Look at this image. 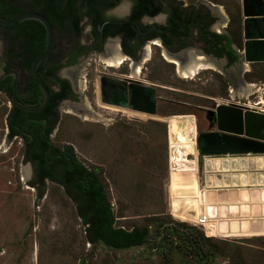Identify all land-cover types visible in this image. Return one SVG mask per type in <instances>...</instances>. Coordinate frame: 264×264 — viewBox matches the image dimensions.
<instances>
[{
  "label": "rangeland",
  "instance_id": "rangeland-1",
  "mask_svg": "<svg viewBox=\"0 0 264 264\" xmlns=\"http://www.w3.org/2000/svg\"><path fill=\"white\" fill-rule=\"evenodd\" d=\"M185 1L218 5L221 15L231 20L227 29L234 41L243 43L242 0ZM6 47L0 34V74L8 65ZM109 57L92 56L89 88L82 86L83 99L78 101L85 109L62 105L53 140L72 144L78 160L97 169L116 226L147 225L156 234L157 226L164 227L158 222H179L186 231L210 236L206 246L214 255L196 261L177 234L160 248L147 243L119 250L88 242L75 203L62 185L47 181L38 195L17 139L8 157L0 154V161L7 160L10 167L0 168V264H264V187L206 186L205 158L197 164L195 141L196 131L216 129L199 105L230 99L264 101V62L249 63L243 71L240 67L227 79L221 66L183 77L160 56L147 60L144 74L136 77L158 85L159 109L154 115L101 101L99 74H134L130 61L107 66L103 60ZM9 102L0 91V143Z\"/></svg>",
  "mask_w": 264,
  "mask_h": 264
},
{
  "label": "flooded vegetation",
  "instance_id": "flooded-vegetation-1",
  "mask_svg": "<svg viewBox=\"0 0 264 264\" xmlns=\"http://www.w3.org/2000/svg\"><path fill=\"white\" fill-rule=\"evenodd\" d=\"M88 2L92 12L85 0H76L78 26L77 29L70 31L62 42L56 37L60 29L53 27L52 50L58 52L62 47L64 53L57 54L54 60L49 54L38 66L42 80L50 92L46 106L39 111H27L19 107L13 110L10 105L8 112L5 123L7 137L22 138L24 160L30 166L31 181L36 186L40 185L39 176L36 174L37 166L43 165L48 168L49 173L44 174L47 182L53 181L52 175L59 173L64 159L78 161L72 144L64 142L58 145L52 135L59 121L62 105L77 111L85 109V105L78 101L83 99L82 86L85 85V89L89 88L88 66L93 55L94 59L100 55L111 56L103 60L109 67L120 66L108 64L110 60L117 62L118 57H122L123 62L130 61L133 75L126 72L98 75L100 99L101 80L104 78L106 96L111 95L107 84L125 87L128 91L125 100L127 104L121 107L140 112H143L142 109L145 110L149 103L144 97L133 96L132 91L146 94V88L153 87L156 91V102L158 97L160 98L156 88L158 85L155 82L136 77L144 74L146 66L143 64L156 56L172 63L183 77H192L199 70L214 65L222 66L226 78L229 79L234 78V71L242 67L239 55L235 61L232 60L239 46L227 29L231 20L221 15L216 4L205 2L188 4L185 0H88ZM110 47L114 48L109 50ZM221 50L224 51L222 55H220ZM202 63H206L207 66L203 68ZM50 66L55 69L52 74L46 75ZM191 67L196 69V73L189 72V75H185V71H191ZM11 69L17 71V76H6L5 86L11 91V97L5 93L8 99L11 101L15 82L17 96L21 102L32 106L42 104L44 90L33 75L32 65L27 64L7 70ZM169 89L179 90L171 87ZM123 99L118 95L117 100L123 101ZM209 99L215 100L214 97ZM131 102L136 108L130 106ZM216 102L217 100L208 106L199 105V111L206 113L207 116L210 115ZM261 103H264L262 99ZM14 130L17 134L11 137L10 134ZM28 150H37L41 154L36 159L37 162L27 158Z\"/></svg>",
  "mask_w": 264,
  "mask_h": 264
},
{
  "label": "trees",
  "instance_id": "trees-1",
  "mask_svg": "<svg viewBox=\"0 0 264 264\" xmlns=\"http://www.w3.org/2000/svg\"><path fill=\"white\" fill-rule=\"evenodd\" d=\"M25 10H35L45 14L53 27L60 29V33L56 36L59 42H62L70 31L77 29L76 0H0V15L4 18H12ZM0 34L7 46L5 54L8 65L5 70L10 67H23L27 64L31 66L34 59L44 51L47 43V31L44 25L36 19H26L12 25L0 24ZM241 46L242 44L239 47ZM62 53L64 49L61 47L58 52L52 50L49 56H53L54 60L57 54ZM223 53L224 51L221 50L220 55ZM237 58L238 54L235 52L232 60L235 61ZM54 69L55 67L50 66L46 75L52 74ZM6 78L2 81L1 91L11 97V91H8L5 86ZM15 132L17 131H12L10 136L17 134ZM40 155L37 150L27 151V158L35 162ZM62 162L63 166L59 173L52 175L51 180L61 184L68 197L74 201L77 214L85 226V236L88 242L102 243L119 250L147 243H153L155 248H160L173 234H177V238L185 244L186 250L194 253L196 261L208 260L214 255V251L206 246L208 240L211 239L210 236H206L203 231L198 233L186 231L180 228L185 224L179 222L171 224L158 222L157 225H164V227L157 226L156 234H153L147 225L131 229L116 226L113 207L97 169L89 168L80 160L67 161L64 159ZM46 173H49L48 168L43 165L37 166L36 174L40 181V185L37 186L39 196H42L46 186L44 179ZM31 183L34 184L33 181ZM166 258L169 262V256Z\"/></svg>",
  "mask_w": 264,
  "mask_h": 264
},
{
  "label": "water",
  "instance_id": "water-1",
  "mask_svg": "<svg viewBox=\"0 0 264 264\" xmlns=\"http://www.w3.org/2000/svg\"><path fill=\"white\" fill-rule=\"evenodd\" d=\"M85 3L92 12L88 0ZM242 48H236L241 62L242 71L249 63L264 62V0H242ZM36 19L40 21L47 31V43L44 51L38 55L32 63V71L38 83L44 90V101L42 104L32 106L18 99L15 82L13 84V95L11 107L14 110L19 107L27 111H39L49 101L50 92L43 82L39 73V64L50 54L54 43V28L50 19L42 12L25 10L12 18H4L0 15L1 25H12L22 20ZM221 71L224 68L221 66ZM17 76L15 69L4 71L0 74V86L2 80L8 76ZM111 81V80H109ZM104 78L101 80V101L126 106L128 91L125 87L117 84H107L111 95L106 96ZM147 92L140 93L132 91L131 94L137 98H145L148 101L145 113H157L156 91L153 87H147ZM131 91H129L130 93ZM121 95L123 101L117 100ZM114 96V97H113ZM132 108H136L131 102ZM142 112V111H141ZM192 116V115H190ZM193 117V116H192ZM210 125L216 126L215 130L195 132L197 148V164L203 158L204 171L206 172V186H246L264 184V112L249 105L245 101L235 100L232 103L218 102L215 108L207 116ZM251 154V157H232L224 155ZM222 158H219V157ZM257 156V157H254ZM225 166V167H224ZM229 171H222V170ZM229 172V173H227ZM259 229V228H256Z\"/></svg>",
  "mask_w": 264,
  "mask_h": 264
},
{
  "label": "built area",
  "instance_id": "built-area-1",
  "mask_svg": "<svg viewBox=\"0 0 264 264\" xmlns=\"http://www.w3.org/2000/svg\"><path fill=\"white\" fill-rule=\"evenodd\" d=\"M10 101V100H9ZM218 102H222V103H227V104H229V103H232V102H234V100H226V101H217V103ZM260 102V101H259ZM259 102H257V103H255V104H250V103H248L249 105H252V106H254V107H256L257 109H259V110H261V111H263L264 112V103H259ZM4 104V103H3ZM258 104H260V106H257ZM10 105H11V101L8 103V106H9V109H10ZM2 106V105H1ZM9 112V111H8ZM8 112H7V115L6 116H8ZM6 120H7V117L5 118V123H6ZM4 131H5V128H4ZM3 135H4V138H3V140H2V142L0 143V154L3 156V157H8L9 156V154H10V152H11V147H12V145H13V143L18 139V141H16L17 143H19V144H21L22 146H23V140H22V138L21 137H19V136H15V137H13V138H11V139H9L8 137H7V132L5 131L4 133H3ZM23 158H24V156H23ZM0 168L2 169V170H10V167H9V163H8V161L7 160H5V159H3L2 161H0ZM10 182V181H9Z\"/></svg>",
  "mask_w": 264,
  "mask_h": 264
},
{
  "label": "bare ground",
  "instance_id": "bare-ground-1",
  "mask_svg": "<svg viewBox=\"0 0 264 264\" xmlns=\"http://www.w3.org/2000/svg\"><path fill=\"white\" fill-rule=\"evenodd\" d=\"M114 47H110V49L109 50H112ZM115 53V52H114ZM109 63V65H116V66H119V65H121L122 64V62H123V58L122 57H118V61L117 62H115V61H112V60H110V61H108ZM107 64V63H106ZM195 65H196V63H195ZM194 65V66H195ZM189 66V65H188ZM201 66H203V68H205L206 66H207V64L206 63H202L201 64ZM210 66V65H209ZM188 68V67H187ZM189 72H190V74H195L196 73V69L195 68H193V67H191V71H189V70H187V71H185V75H189ZM263 101V100H262ZM260 103V102H259Z\"/></svg>",
  "mask_w": 264,
  "mask_h": 264
},
{
  "label": "crops",
  "instance_id": "crops-1",
  "mask_svg": "<svg viewBox=\"0 0 264 264\" xmlns=\"http://www.w3.org/2000/svg\"><path fill=\"white\" fill-rule=\"evenodd\" d=\"M251 85H252V84H251ZM250 103H252V102H250ZM209 123H210V121H209ZM210 130H212V129H210ZM207 131H208V130H207ZM197 132H198V131H197ZM244 156L248 158V157H251L252 155H251V154H244ZM254 157H257V156H254ZM262 171L264 172V168H262ZM247 186H250V185H246V186H243V187H247ZM252 186H255V187H256V186H258V187H259V186H260V187H264V184H262V185H258V184H257V185H252ZM215 188H216V187H215ZM220 188H223V186H220ZM215 190H217V189H215ZM217 191H218V190H217Z\"/></svg>",
  "mask_w": 264,
  "mask_h": 264
}]
</instances>
